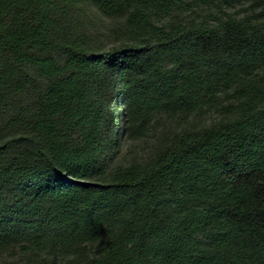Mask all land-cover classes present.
Listing matches in <instances>:
<instances>
[{"label":"trees","instance_id":"1","mask_svg":"<svg viewBox=\"0 0 264 264\" xmlns=\"http://www.w3.org/2000/svg\"><path fill=\"white\" fill-rule=\"evenodd\" d=\"M0 264H264V0H0Z\"/></svg>","mask_w":264,"mask_h":264},{"label":"rangeland","instance_id":"2","mask_svg":"<svg viewBox=\"0 0 264 264\" xmlns=\"http://www.w3.org/2000/svg\"><path fill=\"white\" fill-rule=\"evenodd\" d=\"M105 24L110 23L109 21L106 20L104 21ZM106 26V25H105ZM111 28H114L115 33H113V37H111V39L109 40H104V37H101V41H105V43L109 44L111 43V41H117L119 40V30H120V25L119 22L114 21L113 20V24L110 25ZM95 39V37H94ZM117 100H114L113 102H116ZM158 133L159 130H150L148 132H146L144 135H142L141 137H139L137 140H131L130 142H127L124 146V151L123 154L126 155L125 157L132 159V158H138V157H142L144 155H147L151 152L153 146H154V142L156 141L157 137H158Z\"/></svg>","mask_w":264,"mask_h":264}]
</instances>
